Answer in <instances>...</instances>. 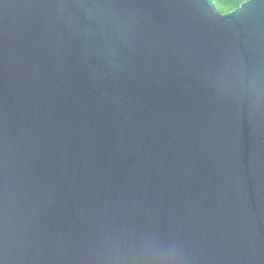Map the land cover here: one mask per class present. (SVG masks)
<instances>
[{"label": "water", "instance_id": "obj_1", "mask_svg": "<svg viewBox=\"0 0 264 264\" xmlns=\"http://www.w3.org/2000/svg\"><path fill=\"white\" fill-rule=\"evenodd\" d=\"M0 264H264V0H0Z\"/></svg>", "mask_w": 264, "mask_h": 264}, {"label": "trees", "instance_id": "obj_2", "mask_svg": "<svg viewBox=\"0 0 264 264\" xmlns=\"http://www.w3.org/2000/svg\"><path fill=\"white\" fill-rule=\"evenodd\" d=\"M215 6L221 12H229L242 3V0H214Z\"/></svg>", "mask_w": 264, "mask_h": 264}, {"label": "snow or ice", "instance_id": "obj_3", "mask_svg": "<svg viewBox=\"0 0 264 264\" xmlns=\"http://www.w3.org/2000/svg\"><path fill=\"white\" fill-rule=\"evenodd\" d=\"M242 3H243L244 5H247V4L249 3V0H242Z\"/></svg>", "mask_w": 264, "mask_h": 264}]
</instances>
